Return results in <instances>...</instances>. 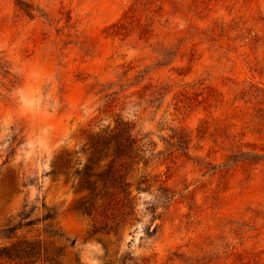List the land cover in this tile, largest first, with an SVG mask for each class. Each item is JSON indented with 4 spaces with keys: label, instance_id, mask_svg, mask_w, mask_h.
<instances>
[{
    "label": "rangeland",
    "instance_id": "374dc122",
    "mask_svg": "<svg viewBox=\"0 0 264 264\" xmlns=\"http://www.w3.org/2000/svg\"><path fill=\"white\" fill-rule=\"evenodd\" d=\"M119 119L147 162L88 214L55 160ZM25 203L35 264H264V0H0V230Z\"/></svg>",
    "mask_w": 264,
    "mask_h": 264
},
{
    "label": "trees",
    "instance_id": "16d2710c",
    "mask_svg": "<svg viewBox=\"0 0 264 264\" xmlns=\"http://www.w3.org/2000/svg\"><path fill=\"white\" fill-rule=\"evenodd\" d=\"M145 144L142 138H138L133 132V126L129 121L119 119L111 128H104L88 135L86 145L83 148V154L86 156L85 161L77 160L75 170H72V156L68 151L62 152L55 160L54 170L56 173L65 176L71 174L73 181L81 177L80 186L90 191L88 200L80 204L79 209L88 214H92V208L97 201H101L98 206L102 210L108 209V197H112L113 192L118 191L125 194L128 207H132V199L128 197L126 186L128 185L122 179L123 163H138L139 161L147 162ZM121 162L120 169L115 165ZM22 184V183H21ZM10 185H14L11 181ZM25 186L26 184H22ZM162 193L159 195L163 198L164 203H170L172 195H169L167 188H161ZM110 197V198H111ZM169 205V204H167ZM163 207H166L163 205ZM25 203L22 210L14 217L6 227L0 232L9 233L5 236L10 239V235L16 229L22 228L34 223V219H28L30 213L27 211ZM160 215V214H159ZM54 214H48L47 218L53 219ZM107 225L104 229H106ZM113 226L110 227V230ZM158 226L153 229L147 228L148 236L157 232ZM99 229H94V233ZM54 234H58L54 231ZM62 248H53L37 240L21 239L10 245H5L0 249V259L6 261H15V264H35L36 262L56 263L62 256Z\"/></svg>",
    "mask_w": 264,
    "mask_h": 264
}]
</instances>
